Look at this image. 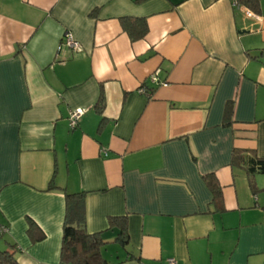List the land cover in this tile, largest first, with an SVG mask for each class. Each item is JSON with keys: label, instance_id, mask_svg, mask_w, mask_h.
<instances>
[{"label": "crops", "instance_id": "0c3cea01", "mask_svg": "<svg viewBox=\"0 0 264 264\" xmlns=\"http://www.w3.org/2000/svg\"><path fill=\"white\" fill-rule=\"evenodd\" d=\"M235 3L0 0V249L59 264L64 192L84 191L86 230L109 261L264 264V173L247 171L248 157L264 159V16L253 12L254 34ZM122 17L145 18V36L131 40ZM66 31L79 49H57ZM155 70L163 84L148 80Z\"/></svg>", "mask_w": 264, "mask_h": 264}, {"label": "trees", "instance_id": "16d2710c", "mask_svg": "<svg viewBox=\"0 0 264 264\" xmlns=\"http://www.w3.org/2000/svg\"><path fill=\"white\" fill-rule=\"evenodd\" d=\"M237 3L244 5L249 11L256 14L260 13V0H235ZM122 29L127 33L131 40L143 38L147 33V22L143 17H122ZM232 101H228L225 107L224 121L231 124ZM104 107V96L100 92L94 109L102 114ZM242 154L236 149L231 153V164L239 163ZM247 171L252 174L254 171L264 173V159L257 157L247 158ZM203 179L209 185L212 191V200L217 210H222V193L214 173L203 174ZM252 186V183H251ZM48 189H59L58 186L51 183ZM64 217L62 223V237L59 252V264H117L119 261H109L102 253L105 243L101 240L99 233H89L86 230V209H85V192H64ZM110 226L119 228L115 241L127 253L126 258H133L135 255L129 245L127 232V221L123 216L110 217ZM28 234L33 239H40L43 236L38 225L30 220ZM0 264H19L15 257L14 246L9 249H0Z\"/></svg>", "mask_w": 264, "mask_h": 264}, {"label": "built area", "instance_id": "2783aa9c", "mask_svg": "<svg viewBox=\"0 0 264 264\" xmlns=\"http://www.w3.org/2000/svg\"><path fill=\"white\" fill-rule=\"evenodd\" d=\"M236 2V1H235ZM237 3H235L236 5ZM248 15L249 16H255V14L251 11L248 10ZM61 45H65L67 47H69L70 49L73 50H77L79 49L80 45L79 42L77 40L74 39V37L72 36V34L68 31H66L63 35L62 41L60 43V45L57 47V49L59 50L61 48ZM158 70L153 71L149 76H148V80L152 83H156V84H160V83H164V82H160L159 78H158ZM140 91H144L143 87H140L139 89ZM84 113L83 109H74L72 111L69 112V117H68V125L70 129H73L76 127L77 123H78V119L80 118V116ZM166 264H176V260L173 257H169L166 259Z\"/></svg>", "mask_w": 264, "mask_h": 264}, {"label": "rangeland", "instance_id": "374dc122", "mask_svg": "<svg viewBox=\"0 0 264 264\" xmlns=\"http://www.w3.org/2000/svg\"><path fill=\"white\" fill-rule=\"evenodd\" d=\"M260 13L257 15H262L264 16V0H260ZM247 18L249 19V24H250V30L252 33L256 34V31L259 30V22L258 19L255 16H247ZM257 37H260L259 35Z\"/></svg>", "mask_w": 264, "mask_h": 264}]
</instances>
